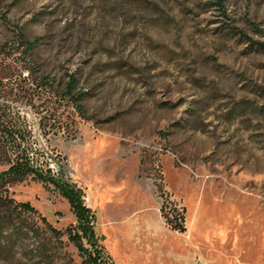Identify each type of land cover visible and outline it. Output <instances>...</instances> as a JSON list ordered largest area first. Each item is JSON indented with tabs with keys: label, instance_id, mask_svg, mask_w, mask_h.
<instances>
[{
	"label": "rangeland",
	"instance_id": "1",
	"mask_svg": "<svg viewBox=\"0 0 264 264\" xmlns=\"http://www.w3.org/2000/svg\"><path fill=\"white\" fill-rule=\"evenodd\" d=\"M2 111L39 167L84 192L112 264H145L131 246L157 250L146 264H264V0H0ZM8 195L35 214L0 264H87L52 185Z\"/></svg>",
	"mask_w": 264,
	"mask_h": 264
},
{
	"label": "trees",
	"instance_id": "2",
	"mask_svg": "<svg viewBox=\"0 0 264 264\" xmlns=\"http://www.w3.org/2000/svg\"><path fill=\"white\" fill-rule=\"evenodd\" d=\"M214 6L223 8L225 0H212ZM32 44L27 45V49ZM77 80L70 76V80L62 91V99L67 102H77L80 97L76 93ZM31 131L23 125L21 118L0 112V258L11 247L12 238L15 239L22 230L19 221L24 214H35L29 203H17L8 195V188L23 183L29 178L37 182L52 185L68 202L74 214L77 226L67 229L65 235L68 241L77 249L87 264H112L110 257L101 246L102 239L95 233L96 218L94 213L84 205L85 194L75 185L69 184L61 178L52 175L51 170H43L32 156L29 145ZM162 199L160 213L171 231L185 233V210L178 208L161 185L157 187ZM57 237L64 234L54 231ZM6 234L9 236L5 240ZM86 245L88 247H86Z\"/></svg>",
	"mask_w": 264,
	"mask_h": 264
},
{
	"label": "crops",
	"instance_id": "3",
	"mask_svg": "<svg viewBox=\"0 0 264 264\" xmlns=\"http://www.w3.org/2000/svg\"><path fill=\"white\" fill-rule=\"evenodd\" d=\"M102 239V238H101ZM102 241H103V239H102ZM124 245H128V244H124ZM130 246V245H129ZM132 250H134L135 251V253L136 254H139L138 256H143V258H144V263L146 264V263H148V258L149 257H151V255L153 254V252H156L157 250L155 249V250H153V249H150V252H149V254H141V253H139V252H137V250L135 249V247H130ZM134 255V254H133ZM148 257V258H147ZM175 259H176V264L179 262V259H177L176 257H175ZM116 262H117V260H116V257L114 258V263L116 264ZM185 262L186 263H188V258H186V260H185Z\"/></svg>",
	"mask_w": 264,
	"mask_h": 264
},
{
	"label": "built area",
	"instance_id": "4",
	"mask_svg": "<svg viewBox=\"0 0 264 264\" xmlns=\"http://www.w3.org/2000/svg\"><path fill=\"white\" fill-rule=\"evenodd\" d=\"M195 264H202V262L199 260V261H196Z\"/></svg>",
	"mask_w": 264,
	"mask_h": 264
},
{
	"label": "bare ground",
	"instance_id": "5",
	"mask_svg": "<svg viewBox=\"0 0 264 264\" xmlns=\"http://www.w3.org/2000/svg\"><path fill=\"white\" fill-rule=\"evenodd\" d=\"M88 202L90 203V200H88Z\"/></svg>",
	"mask_w": 264,
	"mask_h": 264
}]
</instances>
